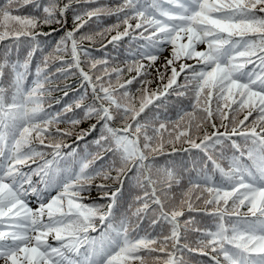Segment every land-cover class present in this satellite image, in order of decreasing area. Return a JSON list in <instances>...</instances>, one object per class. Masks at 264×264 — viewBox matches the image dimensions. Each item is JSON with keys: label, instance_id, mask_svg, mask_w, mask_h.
<instances>
[{"label": "snow or ice", "instance_id": "snow-or-ice-1", "mask_svg": "<svg viewBox=\"0 0 264 264\" xmlns=\"http://www.w3.org/2000/svg\"><path fill=\"white\" fill-rule=\"evenodd\" d=\"M104 16L116 23L101 27ZM113 31L107 45H129L130 79L107 52L97 59L84 46ZM168 46L164 71L149 80ZM70 77L78 84L71 101L53 108L61 98L48 97H68L71 86L51 85ZM92 133L83 154L66 143ZM180 152L189 155L177 159ZM194 213L211 226H199ZM205 257L204 264H264V0H5L0 264Z\"/></svg>", "mask_w": 264, "mask_h": 264}, {"label": "trees", "instance_id": "trees-1", "mask_svg": "<svg viewBox=\"0 0 264 264\" xmlns=\"http://www.w3.org/2000/svg\"><path fill=\"white\" fill-rule=\"evenodd\" d=\"M117 2H119V0H100V3H102V4H110V5H113V6ZM4 3H5V0H0V5H3ZM25 11L26 10L21 9V12L22 13H25ZM114 23H116L115 17H108V16L101 17V27H106V26H108L110 24H114ZM66 28H67V30H71L72 29L71 17H69V21H68V24H67ZM92 28L93 29L96 28L95 23L92 24ZM44 30L45 31H49L50 29L45 28ZM121 30H122V26H121ZM81 31L84 32V31H90V30L86 27L85 29H82ZM62 34H63L62 32H60L58 34H54V39H57L58 40L59 39V36L62 35ZM114 34H115V31H113L111 34H108L105 38H103V40H101L100 37H96L94 43L85 41L84 42V46L85 47H88L92 51V53L95 56V58H97V59L104 58L105 57V54L107 52L108 56H110L112 58V59H109V63L110 64L115 63V64H117L120 67H122V68L125 69L124 76L122 77V79H125V80L126 79H130L131 76L135 75V72L128 73L126 71L127 65H125L123 63V60L125 59V57L127 55V49L129 48V45H128V43L126 41L125 42H122L121 43V46L118 47V48H116V49H113L112 45H107V40L110 39L111 38V35H114ZM101 43H103L104 45H107V49H102L101 48ZM168 47L171 48V46H168ZM168 47H166V48H168ZM141 62L144 63V64H147L148 63L147 60H143ZM188 63L189 64H195L196 61L194 60V61H190ZM51 67H52V70L54 71L55 70V63H53ZM33 72H34V68H33ZM183 77H184V74L182 73L177 78L180 83H183ZM31 78L32 77H29V81H28L29 84L31 83ZM148 79L149 80H152L151 73L148 76ZM114 83H115V81H114ZM64 84H68L69 86H71L70 92H69V96L68 97H64L63 96V92H55V93H53V96L52 97H48V99L61 98V104H59V105L53 104V106H52L53 108H60L64 103L70 102L71 99H72V96L74 95V91L73 90L78 87V84L76 82L75 77H70L67 80H61L58 85L57 84H53V85H51V87H57V86L63 87ZM136 87H139V85H137ZM81 92H83V89H81ZM133 94L135 96H137V97L139 96V93L138 92H135V89H133ZM88 102H90V101H88ZM45 107L47 108V105H45ZM240 118H243V116L241 115ZM249 119H251V117ZM92 123H95V120L85 121L82 124H80L79 126H77V129L76 130L77 131H80L82 129H87V128H89L90 124H92ZM60 127L61 128H64L66 126L65 125H60ZM221 131H223V129H221ZM96 135H97V133H92L90 136L86 137L85 140H83V141H75V138L74 137H71V138H68L67 139L66 143L71 144L74 147H77L78 148V151H81V153L83 154V151L82 150L85 148V145L89 141H91ZM176 146L178 148L180 147L179 144H177ZM184 147L187 148L188 145H184ZM91 150L92 151H95V146H92L91 147ZM174 155H176V158L179 159L181 157H185V158L188 157L189 153L180 152V153L174 154ZM201 155H203V154H201ZM32 167H35V165H32ZM213 179L216 180V181H219V179H220L219 174L218 173L215 174V176L213 177ZM176 195L179 196L180 193L177 192ZM192 195L194 197L195 196V193H193ZM29 203L31 204V206H34V208L37 206L34 197H30L29 198ZM124 209H127V204L124 205ZM245 211H246V209H245ZM186 215H187V213H186ZM193 215H199L201 217V219L199 220V226H201V227L206 226V225L207 226H211V223L212 222H211V220H210L209 217L203 215L202 213H200V214H195L194 213ZM94 235H98V233H94ZM49 243L55 245V241L51 237L49 238ZM207 259H208L207 257L200 259L199 264H204V262Z\"/></svg>", "mask_w": 264, "mask_h": 264}, {"label": "rangeland", "instance_id": "rangeland-1", "mask_svg": "<svg viewBox=\"0 0 264 264\" xmlns=\"http://www.w3.org/2000/svg\"><path fill=\"white\" fill-rule=\"evenodd\" d=\"M203 49H204V46H199V48H198V50H203ZM170 55H171V48L168 47V48H166L165 51L161 54V56L157 59V61H155V67H154L153 69H150V70H149L150 73H151V75H152V77L156 75V69H157V68L159 69L160 72H163V71H164L163 66H162V61L164 60L165 57H170ZM190 61H194V59H192V60H188L187 63L190 62ZM181 62H184V61H183V58H181V60L177 61V66H178L179 63H181ZM168 75H170V71H169ZM159 83H160V80H159V78L157 77V79L153 82V84H151L150 87H152V88L154 89L155 86H156L157 84H159ZM32 207L34 208V206H32ZM34 209H35V208H34Z\"/></svg>", "mask_w": 264, "mask_h": 264}]
</instances>
